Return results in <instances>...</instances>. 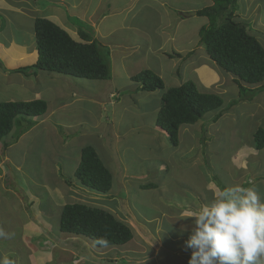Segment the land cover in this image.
Instances as JSON below:
<instances>
[{
  "label": "rangeland",
  "instance_id": "obj_1",
  "mask_svg": "<svg viewBox=\"0 0 264 264\" xmlns=\"http://www.w3.org/2000/svg\"><path fill=\"white\" fill-rule=\"evenodd\" d=\"M166 2L168 10L170 3H172V8L181 6L179 3H175L177 1L167 0ZM192 2H196L200 6L201 0ZM260 2L262 11L260 15H257L259 21L256 20L260 26L257 29L254 21L251 22L250 33L264 47V0H260ZM156 3L158 4V2ZM151 7L141 13L142 17H146L144 28L148 31H152L157 24L163 25L165 19L163 15L158 14L159 5H151ZM246 7L247 0H238L237 14H242ZM159 9L162 10V7ZM44 14L42 13L41 16ZM182 14L180 13V15ZM36 16L38 17L39 14ZM245 19L248 18L245 17ZM184 21L185 23L181 25L177 33L180 34L187 29L189 32L178 38L180 42L191 40L193 43L195 36L198 35V27L208 24L207 19L203 17ZM221 22L222 20H218V24ZM1 26L3 25L1 24ZM167 27L170 28V26ZM172 28H174L173 24ZM31 32L29 28L19 30L11 24L10 30L4 31L0 35V39L6 42L14 39L17 43L25 42L29 47H33L35 42ZM159 36L161 39L164 37L162 33H159ZM201 47L204 49L203 46ZM191 56H189L190 59H192ZM10 58L12 57H6L9 61ZM206 63L212 66L209 59L206 60ZM0 64L4 67L1 59ZM184 64L186 63L180 66L179 73L181 74L178 78L164 75L165 88L176 87L187 81L193 83L196 81L194 74L186 69ZM145 65L150 66L153 70L156 67V62L154 63L153 57H150V60L143 65L144 68ZM212 68L217 69V72L216 70L214 72L219 78H222H220L222 81L224 80L222 87L212 88L214 94L222 97L224 106L220 109H223L222 115L216 122L212 119L218 112H221L220 110L207 113L204 119L194 125H182L179 128L176 147H172L166 134L160 131L149 129L156 138L138 137L136 134L131 137L132 140L143 138L147 142L144 151L148 152L147 149H149L150 155L158 158L153 159L148 165L147 162L136 158L134 151H129L126 152V158L123 159L121 171L117 170V175H114L112 169L111 190L117 189L118 193L121 189H125L126 198L122 191L118 193L120 200L125 199L123 202H119V207L122 208V212L125 210V215L128 218L133 219L132 229L133 235L136 234V237L134 242L101 250L96 248L88 238L81 237L76 241L73 238H67L66 234L60 233L58 228L60 210L62 206L69 203V199L67 198L65 203L63 198L59 199L57 192H52L49 187L55 178L56 170L59 171L58 166L61 164L63 151L65 152L64 144L72 136L83 135V131L93 129L89 126L90 122L86 121L87 114L84 113L86 111L74 109L76 112L68 113L57 110L55 108L60 101V99L57 100L59 94H51V98H48L49 96L43 91L42 98L47 99L50 107L49 112L38 118H27L33 122V126L27 132L17 136L19 128L15 126L0 143V162L4 155L7 160L0 163V228L15 234L11 239L0 238V256L7 254L14 264H36L32 252L37 250V255L41 256L43 260L48 254L52 257L49 262L42 261L37 264H75L76 261L82 260L83 256L84 264H120L123 259H125L124 263L142 264L139 259L144 253L147 255H145L143 263L188 264L190 257L180 258L173 252L177 248L181 250V253L185 250L184 240L190 234L187 231L186 222L184 220L177 222L174 217L180 211V207L191 210L198 209L210 200L211 184H208V175L213 177L210 183L220 188L232 187L246 181L247 184H251V180L257 187L264 184L262 181L264 178V149L257 151L252 142L255 130L258 127H264V92L256 94L250 102L248 100L239 101L237 86L231 80L233 77L219 71L215 66ZM86 83L91 85L93 82ZM99 84L103 87L101 95L104 96V87L108 88V84L104 82ZM197 87L201 89L200 86ZM57 90L55 86V91ZM156 92L160 97L162 91ZM12 95V90L5 92L0 89V102H5ZM135 97L138 98V103L143 105L144 110L149 107L147 111L152 112L154 102H150L145 93L138 92ZM88 105L86 103L85 107ZM107 113L111 114V108ZM148 120H150L149 115ZM99 122L103 124L100 119ZM104 127L105 125L103 129L108 132ZM185 128L187 131H184ZM112 139L114 138L111 140L107 138L106 141L101 142L97 141L93 135L86 134L76 138L73 144L77 141L83 145L91 146L98 143L109 152L115 142ZM3 142L9 143L6 150L1 148ZM116 147L117 145L114 144V148ZM120 154L123 152L121 151ZM121 172L128 174L130 182L127 179H121ZM117 182L120 183L118 185H125V188L123 186L118 188ZM144 184H152L156 187L146 189L143 187ZM214 186L213 188H215ZM74 191L71 192V197L74 200H86L84 198L86 194L81 195L80 191L75 189ZM215 194L218 195L217 190H215ZM70 200V202H74L73 199ZM92 202L96 203V199L92 198ZM125 202L127 205L130 204L127 206L128 208L124 206ZM59 203L61 207L56 208ZM126 209H129V212ZM115 210L118 211L114 209V212H116ZM118 213L123 219L124 213L121 214L119 211ZM45 222H48L47 225ZM156 228L160 229L157 235ZM139 234L143 238L138 236ZM180 234H184L183 239H178ZM158 239L161 243L160 248L163 247L160 249L159 255L156 254L159 251L155 248L158 245L155 243ZM29 244L36 249L31 248ZM106 253H110L111 256H107ZM188 253L185 254L189 255ZM130 257L133 261L127 262L126 260ZM147 258H150V261ZM106 259H110L111 263L105 261ZM78 264L83 263L78 262Z\"/></svg>",
  "mask_w": 264,
  "mask_h": 264
},
{
  "label": "crops",
  "instance_id": "obj_2",
  "mask_svg": "<svg viewBox=\"0 0 264 264\" xmlns=\"http://www.w3.org/2000/svg\"><path fill=\"white\" fill-rule=\"evenodd\" d=\"M166 1L167 0H0V20L3 25L1 26L0 35L6 30H10V25L13 24L15 28L19 30L29 28L30 31L31 29V34L35 42L33 24L35 19L39 17L48 19L59 26L76 42H84L81 39V35L90 36L91 40L98 42L107 52L110 66V78L107 80H88L57 73H45L43 71L25 75L16 72V70L35 64L37 60L35 45L29 47L25 42L17 43L14 39L6 42L0 39V59L4 64V67L0 66V89L5 92L9 90L13 91V95L5 100V102L31 101L36 99L45 100L47 106L45 114L49 112L50 107L47 99L42 98L43 91L49 96L48 98H51V94H59L57 100L60 99V101L55 108L57 110L68 113L76 112L74 109L86 111L84 112L87 114L86 121L90 122L89 126L93 130L83 131V135L72 136L67 143L64 144L63 149L65 152L63 151L62 161L58 166L59 171L57 172L56 170L55 178L52 184L49 185L50 190L52 192H57L59 199L63 198L65 203L67 198L74 200V198L71 197V192H75L74 189L78 190L81 195H87L84 196L86 200H80L81 202L110 210L117 218L127 223L131 228L133 227V219L130 217L128 218L125 215V210L122 212V208L119 207V202H123L125 199L120 200L118 198V193L122 191L123 194H125L124 198H126L125 189H121L118 193L116 189L103 194L90 190L75 181L73 173L80 161L79 150L88 145H83L79 143V141L74 144L73 142L76 138L83 137L86 134L93 135L97 141L101 142L106 141L107 138H110V140L114 138L112 140L115 142H113V147L109 152H107L103 145L100 146L98 143L92 145L97 151L100 159L111 172L112 178L113 172L114 175H117V170L121 171L123 159L126 158V152L134 151L136 158L150 165L151 161L158 157L151 156L149 149H147L148 152L144 151L147 142H145L143 138L132 140L131 137L136 134L138 137L156 138L150 130L163 132L156 127L155 123L160 108L159 103L161 104V101L158 92H143L146 94L147 98L150 99V102H154L151 110L152 112L147 111L149 107L144 110L143 105L140 104V102L138 103V98L135 97L138 92L141 93L142 91L139 89V83L132 81V77L147 70L158 76L162 81L164 75L178 78L181 74L179 73L180 66L186 63L184 64L185 68L189 69L191 73L194 74L196 80L194 84L203 89L199 90L213 93V87H222L224 80L222 81V78L220 77V79L216 75L214 71L216 70L217 72V69L214 70L212 68L215 64L209 59L205 49L199 46V29L203 26L198 27V35L195 36L193 43L191 40L184 42L178 40L182 34L189 32L188 29L182 31L180 34L177 33L181 25L185 23L184 20L201 18L196 16V11L212 5V2L210 0H201L200 6H198L196 2H192L193 0H172L173 2L177 1L175 3H179L181 6L172 8V3H170L168 10ZM156 2H158V4ZM151 5H159L157 9L158 14L163 15L165 19L163 25L156 23L157 25L154 24L156 25L154 29L148 31L144 28V20L146 17H142L141 13L148 7H151ZM41 6H43L42 9H40ZM160 7H162V10L159 9ZM261 11L260 0H247V7L239 16L248 23L254 21L255 27L258 29L260 24L259 22L256 23V20L259 21V16L257 15H260ZM191 12L195 13L193 17L184 18L180 15V13ZM42 13L45 14L41 16ZM36 14H39V16L37 17ZM245 17L248 19H245ZM172 24L174 28H172ZM167 26H170L171 29ZM159 33L164 35L163 39H161ZM189 56H191L192 59H190ZM6 57L12 58H10L11 60L9 61ZM150 57H153L154 63L156 62V67L153 68V70H151L150 66L145 65V68L143 66L150 60ZM208 59L211 61L212 66L206 63ZM178 80L182 81L180 79ZM231 80L233 81V78H231ZM86 82L93 83L88 85ZM100 82L108 84V88L104 87V96L101 95L103 93V87L99 84ZM163 84V91L168 90L169 88H165L164 81ZM55 86L58 89L57 91H55ZM86 103L89 104L87 107H85ZM110 108L111 114L109 115L107 111ZM148 115L150 116V120H148ZM97 117L103 124L99 122ZM104 125V128L107 129L108 132L103 129ZM184 131H187V129L185 128ZM114 144L117 145L116 148H114ZM121 151L123 154H120ZM2 157L0 163L7 161L5 160L6 155ZM211 177L212 176L209 174L207 179L209 181L208 184H211V198L208 202L217 196L215 190L219 191L224 189L217 186L215 187L210 183L213 179V177ZM61 179L63 181H68L70 184L63 182ZM121 179H127V181L130 182L129 176L126 173L121 172ZM262 181H264V178ZM118 184L120 183L117 182V185ZM212 185L215 188H213ZM239 185L243 187H255L261 195V198H264V184L261 187H257L253 185L251 180V184H247L246 181ZM119 186L125 188V185H118V188ZM92 198L96 199V203L92 202ZM198 199L199 201L201 200L200 197ZM126 202L128 203V201ZM126 202L124 206L128 208L127 206L130 204L127 205ZM60 207L59 203L56 208ZM114 209H117L121 214L124 213L123 219L119 216L118 211L115 210L116 212H114ZM126 210L129 212V209ZM186 210H188V208L180 207V211L177 212L174 219L177 222L179 220H184L186 222L187 231L191 234V229L193 227L192 218H187L183 215ZM47 223L48 222H45L46 225ZM159 231L160 229L156 228V235ZM140 234L143 235V233ZM140 234L138 236H140ZM190 234L185 238V242L189 239ZM142 235L140 236L141 238H143ZM183 236L184 234H180L178 239H183ZM135 237L136 234L133 235V239L130 243L135 241ZM67 238H73L77 241V238L69 235H67ZM155 243L158 244L155 248L159 251L156 254L159 255L160 249H163V247L160 248L161 243L159 239ZM29 246L36 249V247L30 244ZM36 251L37 250H33L32 252L36 264L42 261L49 262L52 260L49 254L46 255L43 260L41 256L37 255ZM173 252L180 258H189L191 256V249L185 248L181 253V250L177 248L174 249ZM187 252H189V255L185 254ZM45 253L47 254L46 251ZM106 255L109 257L111 256L110 253H106ZM145 255L147 254L142 253L140 256L139 260L142 264L149 263H143V260L146 258ZM83 257L82 260L76 261L75 264H78V262L84 264ZM124 257L126 258V255ZM147 259L150 261V258ZM124 260L125 259L121 260L120 264H128L124 263ZM105 261L111 263L110 259H106ZM126 261L132 262L133 259L130 257ZM163 264H170V262Z\"/></svg>",
  "mask_w": 264,
  "mask_h": 264
},
{
  "label": "trees",
  "instance_id": "obj_3",
  "mask_svg": "<svg viewBox=\"0 0 264 264\" xmlns=\"http://www.w3.org/2000/svg\"><path fill=\"white\" fill-rule=\"evenodd\" d=\"M210 1L212 5L196 11V16L208 21L199 29V44L221 72L233 77L238 100L250 102L256 94L264 92V47L250 33L251 24L237 14L238 0ZM218 20L222 22L218 24ZM33 32L37 60L32 66L17 69L16 72L30 75L43 71L88 80L110 78L107 52L90 36L81 35L84 42H76L67 32L45 18L35 19ZM132 81L139 83L142 92L162 91L155 123L166 134L172 147L178 145L182 125H194L207 113L224 107L221 96L203 92L191 81L163 91V81L147 70L133 76ZM46 109V102L40 99L0 102V143L15 126L19 128L17 136L27 132L33 126V122L27 118L40 117ZM222 110L212 121L216 122L221 117ZM252 142L257 151L264 149V127L255 130ZM7 146L9 143H2L4 150ZM79 156V164L73 173L75 181L98 193H108L113 178L95 148L84 146L79 150ZM143 187L151 189L156 186L144 184ZM70 201L62 206L59 214L60 233L88 238L99 249L120 247L133 239L132 228L110 210L81 201ZM99 237L109 241L107 247L95 243Z\"/></svg>",
  "mask_w": 264,
  "mask_h": 264
},
{
  "label": "clouds",
  "instance_id": "obj_4",
  "mask_svg": "<svg viewBox=\"0 0 264 264\" xmlns=\"http://www.w3.org/2000/svg\"><path fill=\"white\" fill-rule=\"evenodd\" d=\"M192 229L185 248L191 249L188 264H264V200L255 187L235 185L198 210H186ZM14 233L0 228V238L11 239ZM96 244L107 247L99 237ZM0 264H14L7 255Z\"/></svg>",
  "mask_w": 264,
  "mask_h": 264
},
{
  "label": "water",
  "instance_id": "obj_5",
  "mask_svg": "<svg viewBox=\"0 0 264 264\" xmlns=\"http://www.w3.org/2000/svg\"><path fill=\"white\" fill-rule=\"evenodd\" d=\"M194 15H195V13L191 12V13H183L181 16L184 18H189V17H193Z\"/></svg>",
  "mask_w": 264,
  "mask_h": 264
}]
</instances>
